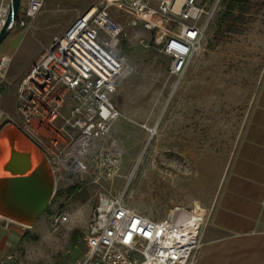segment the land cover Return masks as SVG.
<instances>
[{
  "label": "rangeland",
  "instance_id": "374dc122",
  "mask_svg": "<svg viewBox=\"0 0 264 264\" xmlns=\"http://www.w3.org/2000/svg\"><path fill=\"white\" fill-rule=\"evenodd\" d=\"M10 1L0 6V29ZM95 1L46 0L36 16L22 25L17 19L24 18L27 0H21L16 23L0 44V161L5 158L6 129L21 121L19 82L53 37L63 33L56 28L62 23L67 28ZM198 1L206 11L201 18L206 28L179 79L169 72L171 57L157 43L155 28L145 22L131 25L128 13L112 9L126 44L124 48L121 42L126 63L114 96L120 115L111 130L124 148L122 165L101 183L93 181V172L77 180L64 171L65 180L58 181L47 210L33 226L24 225L20 244L8 251L18 253L22 264H76L86 252V227L103 188L124 189V202L153 219L167 218L175 208L190 213L197 204L206 209L208 218L264 78V0ZM48 2L54 4L53 17L41 23L38 17ZM175 27L168 26L167 32ZM33 148L38 163L45 157ZM73 185L79 186L77 198L67 192ZM58 209L69 212L70 221L53 231L50 217ZM74 232L79 235L75 244Z\"/></svg>",
  "mask_w": 264,
  "mask_h": 264
},
{
  "label": "built area",
  "instance_id": "2783aa9c",
  "mask_svg": "<svg viewBox=\"0 0 264 264\" xmlns=\"http://www.w3.org/2000/svg\"><path fill=\"white\" fill-rule=\"evenodd\" d=\"M45 2L27 0L24 18L17 21L28 23ZM114 8L128 13L131 25L145 22L155 28L157 43L171 57L169 72L178 79L206 28L201 21L206 11L198 0H96L53 37L18 84L21 121L12 123L23 141L48 160L53 195L66 174L80 180L93 172V181L101 183L115 176L123 162L124 148L111 134L120 115L114 96L126 63L123 28L112 14ZM171 25L176 27L169 34ZM142 126L152 132L147 124ZM205 217L206 209L197 204L190 213L175 208L167 218L153 219L124 202V189H100L85 231L87 249L76 264H192ZM68 221L70 213L58 209L51 214V229L58 231ZM0 264L22 262L18 253L0 251Z\"/></svg>",
  "mask_w": 264,
  "mask_h": 264
},
{
  "label": "crops",
  "instance_id": "0c3cea01",
  "mask_svg": "<svg viewBox=\"0 0 264 264\" xmlns=\"http://www.w3.org/2000/svg\"><path fill=\"white\" fill-rule=\"evenodd\" d=\"M53 6L48 2L38 21L51 19ZM65 28L62 23L56 32ZM25 229L24 224L0 216V251L9 253L17 247ZM192 264H264V78Z\"/></svg>",
  "mask_w": 264,
  "mask_h": 264
},
{
  "label": "water",
  "instance_id": "95a60500",
  "mask_svg": "<svg viewBox=\"0 0 264 264\" xmlns=\"http://www.w3.org/2000/svg\"><path fill=\"white\" fill-rule=\"evenodd\" d=\"M21 0H11L0 29V44L17 19ZM6 147L0 161V214L33 226L50 205L55 179L46 158L38 163L34 146L23 145L19 128L11 124L3 136ZM2 160V159H1Z\"/></svg>",
  "mask_w": 264,
  "mask_h": 264
},
{
  "label": "trees",
  "instance_id": "16d2710c",
  "mask_svg": "<svg viewBox=\"0 0 264 264\" xmlns=\"http://www.w3.org/2000/svg\"><path fill=\"white\" fill-rule=\"evenodd\" d=\"M122 47H124V48L126 47L125 41H122ZM78 188H79L78 185L70 186V187L68 188L67 192H68L69 194H74V197L77 198L78 195H79V193H76V192L78 191ZM75 193H76V194H75ZM59 194L64 195V191H63V190H59ZM86 199H87V196L82 197V200H86ZM78 238H79L78 233H77V232H74V233L72 234V237H71L72 243L75 244L76 241L78 240Z\"/></svg>",
  "mask_w": 264,
  "mask_h": 264
},
{
  "label": "bare ground",
  "instance_id": "6f19581e",
  "mask_svg": "<svg viewBox=\"0 0 264 264\" xmlns=\"http://www.w3.org/2000/svg\"><path fill=\"white\" fill-rule=\"evenodd\" d=\"M2 11H3V14H5L6 9H3ZM3 14H2V15H3ZM3 21H4V20L2 19V20H1V23H3ZM3 161H4V160H3ZM1 162H2V161H1Z\"/></svg>",
  "mask_w": 264,
  "mask_h": 264
}]
</instances>
